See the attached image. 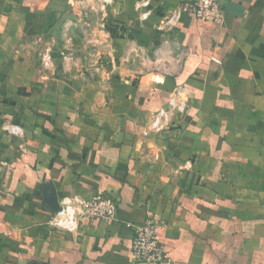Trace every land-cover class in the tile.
Instances as JSON below:
<instances>
[{"label": "crops", "instance_id": "obj_1", "mask_svg": "<svg viewBox=\"0 0 264 264\" xmlns=\"http://www.w3.org/2000/svg\"><path fill=\"white\" fill-rule=\"evenodd\" d=\"M73 1L0 0V264H145L131 225L149 214L172 264H264V0L162 30L185 0H98L108 60L86 77L54 48ZM96 194L115 220L49 225Z\"/></svg>", "mask_w": 264, "mask_h": 264}, {"label": "built area", "instance_id": "obj_2", "mask_svg": "<svg viewBox=\"0 0 264 264\" xmlns=\"http://www.w3.org/2000/svg\"><path fill=\"white\" fill-rule=\"evenodd\" d=\"M184 15H193L208 22L220 23L223 11L218 0H185L175 6L157 25L159 30L175 25ZM49 59V57H47ZM216 61V60H215ZM218 62V61H216ZM180 89H175L168 101V108L184 112L185 101L180 97ZM168 117V110L159 109L150 122V127L158 130L162 119ZM8 133L17 135L20 128L14 124L6 125ZM59 209L51 215L49 225L59 231H72L81 220L116 219L117 208L113 198L96 194L90 198L80 196L63 197L58 201ZM133 236L131 239L132 258L135 262L145 264H172L165 254L164 247L158 238V224L155 215L149 214L141 223L131 225Z\"/></svg>", "mask_w": 264, "mask_h": 264}, {"label": "rangeland", "instance_id": "obj_3", "mask_svg": "<svg viewBox=\"0 0 264 264\" xmlns=\"http://www.w3.org/2000/svg\"><path fill=\"white\" fill-rule=\"evenodd\" d=\"M73 2L76 6L71 10L69 19L64 21L65 26L60 27L61 40L55 43L54 48L63 50V53L67 50L71 52L68 59L69 66L76 70L79 69V71L83 70L86 77L89 72H98V67L104 66V62L108 59L106 57L100 59L96 51L101 49L105 51V55L109 50V43L106 40L100 42L95 38V29L99 31L100 27L94 26L93 20H90L94 16L100 15V10L94 6L98 4V0H74ZM76 73L75 76L78 75V72ZM88 76L90 78L95 77L93 73ZM79 78L82 79L80 76Z\"/></svg>", "mask_w": 264, "mask_h": 264}, {"label": "water", "instance_id": "obj_4", "mask_svg": "<svg viewBox=\"0 0 264 264\" xmlns=\"http://www.w3.org/2000/svg\"><path fill=\"white\" fill-rule=\"evenodd\" d=\"M222 5L225 8V10L228 12H231V13H234L236 11L240 12V8H238L237 5L233 3H228L224 1L222 2ZM58 209H59V204H58V200H56L53 206L51 207L50 214L53 215Z\"/></svg>", "mask_w": 264, "mask_h": 264}]
</instances>
